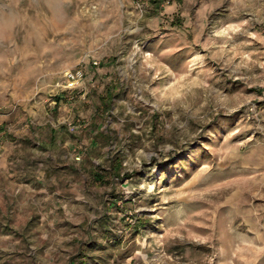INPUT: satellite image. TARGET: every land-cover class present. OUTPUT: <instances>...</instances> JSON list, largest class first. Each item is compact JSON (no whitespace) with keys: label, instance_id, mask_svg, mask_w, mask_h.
Returning <instances> with one entry per match:
<instances>
[{"label":"rangeland","instance_id":"1","mask_svg":"<svg viewBox=\"0 0 264 264\" xmlns=\"http://www.w3.org/2000/svg\"><path fill=\"white\" fill-rule=\"evenodd\" d=\"M0 264H264V0H0Z\"/></svg>","mask_w":264,"mask_h":264},{"label":"built area","instance_id":"2","mask_svg":"<svg viewBox=\"0 0 264 264\" xmlns=\"http://www.w3.org/2000/svg\"><path fill=\"white\" fill-rule=\"evenodd\" d=\"M68 76L72 79H75V75H73L72 73H68Z\"/></svg>","mask_w":264,"mask_h":264}]
</instances>
